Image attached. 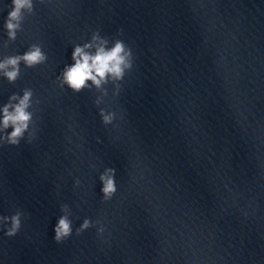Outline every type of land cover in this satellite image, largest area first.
Instances as JSON below:
<instances>
[{
  "label": "clouds",
  "instance_id": "clouds-1",
  "mask_svg": "<svg viewBox=\"0 0 264 264\" xmlns=\"http://www.w3.org/2000/svg\"><path fill=\"white\" fill-rule=\"evenodd\" d=\"M43 2V0H39ZM35 11V0H11L10 10L4 20L7 40L4 47L7 48L9 42L17 39V34L22 32L24 21ZM122 34V30H121ZM48 57L41 44L33 43L23 54L4 55L0 57V77L6 78L10 84L21 76V64L25 68H35L44 64ZM73 63L65 65L60 75L57 77L60 88L65 86L73 93H80L84 89H95L99 93L96 96L95 104L100 106L105 103L108 89L105 87L112 84L117 95L121 88V81L125 75L133 68L132 49L121 39L109 41L102 37L99 30L94 31L91 40L73 47L71 54ZM34 92L31 88L22 89V95L13 93L8 101L0 105V145L7 144L18 146L21 140L27 137L29 143L35 138L36 130L34 127ZM38 103V101L36 102ZM102 123L110 125L116 118V113L101 107L99 110ZM11 129V131H9ZM116 169L107 167L100 174L102 200L109 201L117 192ZM79 180L76 181L78 186ZM62 215L54 225V240L57 243L63 242L73 233V222L70 219L72 213L67 204L60 207ZM24 213L16 210L11 216H0V225L5 226V235L15 236L21 229L22 217ZM100 225L99 221L95 222ZM93 226V222L85 218L76 234L79 235ZM99 233L104 232V227L97 228Z\"/></svg>",
  "mask_w": 264,
  "mask_h": 264
}]
</instances>
